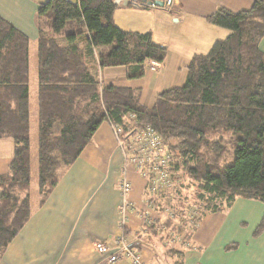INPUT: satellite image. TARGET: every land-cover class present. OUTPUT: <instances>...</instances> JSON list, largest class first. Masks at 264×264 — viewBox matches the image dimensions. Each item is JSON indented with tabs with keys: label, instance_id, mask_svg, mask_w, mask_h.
Wrapping results in <instances>:
<instances>
[{
	"label": "trees",
	"instance_id": "trees-1",
	"mask_svg": "<svg viewBox=\"0 0 264 264\" xmlns=\"http://www.w3.org/2000/svg\"><path fill=\"white\" fill-rule=\"evenodd\" d=\"M116 8L112 0H47L37 7V187L43 203L102 124L122 131L115 137L121 145L126 116H133L135 128L154 129L181 179L166 205L178 225L167 219L143 228L173 251L169 232L189 244L205 215L225 212L238 198L264 204V0L208 16L229 35L194 55L183 86L159 94L151 108L140 104V89L101 82L100 70L116 67L126 69L127 80H140L149 63L166 57L149 33L119 29ZM29 49L27 35L0 16V140L14 148L0 176V255L30 217ZM162 224L169 231L159 236ZM263 231L264 212L254 235Z\"/></svg>",
	"mask_w": 264,
	"mask_h": 264
},
{
	"label": "crops",
	"instance_id": "crops-1",
	"mask_svg": "<svg viewBox=\"0 0 264 264\" xmlns=\"http://www.w3.org/2000/svg\"><path fill=\"white\" fill-rule=\"evenodd\" d=\"M23 1L26 5L19 6L31 13L28 21L20 16L16 4L9 5L3 0L0 9L4 11L0 10V16L14 14L16 21L22 19L33 33L37 28L36 9L47 0ZM122 1L126 0H121L113 14L114 24L124 32L149 33L152 42L165 49L166 57L156 71L146 70L140 80H127L126 69L116 67L100 70L101 82L105 86L140 89V104L151 108L159 94L183 86L186 66L194 55L206 54L213 42L229 35L227 30L210 25L207 17L218 8L234 13L248 10L255 0H176L173 13L130 4L128 0L123 5ZM36 37L37 32L30 41H36ZM259 48L264 52V37ZM36 135L37 129H30L29 221L0 255V264H107L105 256L93 252L92 243L110 242L121 232L119 183L127 180L130 184L127 199L142 211L146 179L134 168L124 166L122 151L111 128L104 123L41 203ZM13 151L11 140H0V176L7 172ZM249 201L253 202L238 198L225 212L202 217L190 235L191 247L187 250L178 246L167 251L154 235L142 229L139 214H129L122 233L132 244V256H123L116 264H134L135 260L139 264H264V231L260 236L254 235L263 213L249 208L252 206ZM233 211L242 213L234 219Z\"/></svg>",
	"mask_w": 264,
	"mask_h": 264
},
{
	"label": "built area",
	"instance_id": "built-area-1",
	"mask_svg": "<svg viewBox=\"0 0 264 264\" xmlns=\"http://www.w3.org/2000/svg\"><path fill=\"white\" fill-rule=\"evenodd\" d=\"M150 2L149 8H156L154 3L156 1L162 3V8L167 12L173 13L176 8V0H134ZM148 7V6H146ZM153 72L158 67L156 63H149L148 69ZM155 67V68H154ZM130 120L127 126L129 132L124 137V143L119 145L122 151L124 166L134 168L139 174L146 179V190L144 196L145 209L139 211L128 201L127 195L130 191V184L123 179L119 183L121 192L122 206L120 208L119 229L120 234L113 238L110 242H93V252L99 256L106 257L107 264H116L123 256H132L130 246L132 244L129 238L125 236L122 231L128 219V215H140L142 221V229H146L154 224V222H163L167 219L173 221L174 215L172 211L166 206L173 204L177 190L180 188L181 179L170 167L172 157L167 148L160 143L159 136L154 129L145 126L142 128H135L134 117L126 116ZM115 137L122 136V131L116 129L113 131ZM160 205V206H159ZM193 210L188 211V216ZM159 236L169 231L168 228L159 225L156 229ZM170 239L166 245L180 246L184 249H189L191 244L183 240V236L169 232ZM134 264H139L135 260Z\"/></svg>",
	"mask_w": 264,
	"mask_h": 264
},
{
	"label": "rangeland",
	"instance_id": "rangeland-1",
	"mask_svg": "<svg viewBox=\"0 0 264 264\" xmlns=\"http://www.w3.org/2000/svg\"><path fill=\"white\" fill-rule=\"evenodd\" d=\"M3 1L7 2V4H9V5L16 4V6L18 8V11L21 12L20 16L25 21H28V19L31 17V13L29 12V10H27L25 7L21 8L19 6L21 4L26 5L23 0H3ZM71 1H73V0H71ZM1 11H4V10H1ZM36 12H37V9H36ZM5 16H7L8 19ZM1 17H4L5 19H7V21L10 24H12L14 26H18L20 28V30H22L23 33L28 36L29 41H30V38H32V34H33L34 37L36 36L37 28L35 27L33 29V33H32L30 28L24 26V22L22 21V19L19 18V22L16 21L14 14L13 15H7V14L4 13V15L1 16ZM35 17H36V14H35ZM35 23H36V20H35ZM60 38L62 39V35L60 36ZM147 68H148V65H147ZM155 69H157V68H155ZM146 70L147 71H151L150 67H149V69H146ZM36 90H37V83H36V41H34V42L30 41V49H29V94H30L29 127H30V129L32 131H35L36 128H37L36 127V116H37ZM113 136H114V134H113ZM114 138H115V136H114ZM33 185H34V181H33ZM248 203L252 204V206L249 207V208H252V210H256L257 209L259 211H262V213H263L264 205L262 204V202H260V201L257 202L256 200H253V202L249 201ZM249 210L250 209H248V211ZM234 211L231 214L232 217H234V219L238 218V216L241 215V213H242L241 211H240V213L239 212L237 213V212H234ZM255 214H258V212L252 213V215H255ZM176 220H177L176 218L173 219V221H174L173 224L178 225V223H177L178 220L177 221ZM251 220L252 219L250 218V222H251ZM187 221H189V220H187Z\"/></svg>",
	"mask_w": 264,
	"mask_h": 264
},
{
	"label": "water",
	"instance_id": "water-1",
	"mask_svg": "<svg viewBox=\"0 0 264 264\" xmlns=\"http://www.w3.org/2000/svg\"><path fill=\"white\" fill-rule=\"evenodd\" d=\"M120 2H121V0H116L113 3L115 5H119ZM122 4L123 5L127 4V0L126 1H122ZM142 4H144L145 6H148V7L150 6V2L142 1ZM154 5H155L156 8H162V3L161 2L156 1L154 3Z\"/></svg>",
	"mask_w": 264,
	"mask_h": 264
}]
</instances>
